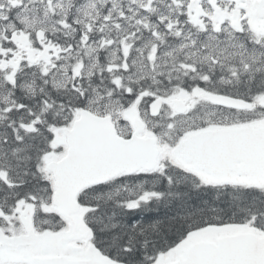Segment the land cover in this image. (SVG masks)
I'll return each mask as SVG.
<instances>
[{"label": "snow or ice", "instance_id": "1", "mask_svg": "<svg viewBox=\"0 0 264 264\" xmlns=\"http://www.w3.org/2000/svg\"><path fill=\"white\" fill-rule=\"evenodd\" d=\"M0 264H264V0H0Z\"/></svg>", "mask_w": 264, "mask_h": 264}]
</instances>
